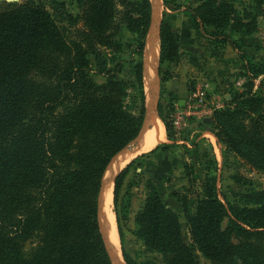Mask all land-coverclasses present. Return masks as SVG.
<instances>
[{
    "label": "trees",
    "instance_id": "trees-1",
    "mask_svg": "<svg viewBox=\"0 0 264 264\" xmlns=\"http://www.w3.org/2000/svg\"><path fill=\"white\" fill-rule=\"evenodd\" d=\"M75 1L78 14L67 10L65 0L51 6L41 0L0 2V264H113L100 225V194L112 159L142 129L143 57L153 5L151 0ZM196 1L189 20L196 38L190 43L206 38L213 45L204 48L208 51L231 45L242 55L238 71L249 74L253 85L264 74V56L254 62L233 36L246 38L257 30L264 0H250L241 10L238 0ZM60 14L72 28L70 37ZM180 48L163 16L161 66L176 60ZM125 65L129 79L119 77ZM93 73L106 81H96ZM259 87L264 92V80ZM234 96L236 107L215 110L208 125L228 149L260 168L264 94L251 86ZM158 109L169 136L173 111L165 113L170 108L161 100ZM159 148L171 151L160 144L150 153ZM135 159L115 178V203ZM191 168L186 167L188 176ZM146 187L135 216L136 236L147 252L160 255L161 264H196L179 213L164 201L152 177ZM177 197L193 243L213 264H264V193L248 194L243 205L225 203L211 181L195 202L187 194ZM117 220L122 237L118 214ZM124 258L127 264H158L125 252Z\"/></svg>",
    "mask_w": 264,
    "mask_h": 264
},
{
    "label": "rangeland",
    "instance_id": "rangeland-1",
    "mask_svg": "<svg viewBox=\"0 0 264 264\" xmlns=\"http://www.w3.org/2000/svg\"><path fill=\"white\" fill-rule=\"evenodd\" d=\"M41 1H43L46 5L51 6V2L55 0ZM153 1L155 15L157 14L153 24V29L156 30V33L158 29L160 30L159 26L161 23L159 25V22L161 18L163 19V16L168 17L173 11L175 14L188 15V20H190V16L192 14L191 11L197 4L196 0H159V6H156L155 0ZM65 2L67 4V10H69L72 14L79 13V8L77 7L75 0H65ZM249 3L250 0H238L235 2V6L237 9L241 10ZM59 19H64L63 24H65L64 26L69 32L67 35L69 37L72 36V28H70L68 19L66 20V18H63L62 14H60ZM258 27L259 28H257L252 35H249L246 38L238 33H234L233 37L238 42L237 44L245 46V49L251 47L261 48V50L254 49V52L256 51L258 56H261L262 59L264 56V17L262 16L258 18ZM257 31L259 33H257ZM156 33H154L155 37ZM158 35V44L160 46V31H158ZM127 37L129 39L131 38V36L128 35ZM242 38L247 41H243ZM198 39V45H200L203 40L201 37ZM207 42L208 41L202 43L203 46L212 48L213 45ZM219 46L220 47H217L218 49L215 50L218 54V58L216 57V59L219 64L215 67L218 69L217 72H221L220 75L217 72L213 73L208 70L202 71L198 65H195L192 70L185 71L186 69L184 66L188 61L186 60L188 58H186L187 53L182 51V48H180L178 58L169 62L171 64L169 68L164 65L161 66L159 54V64L157 68L158 94L157 91L154 93L156 80L155 73L149 99L156 96V107H158L160 100L165 102V105H169L171 111L168 109L165 113L173 111L171 113L172 118L174 117L176 111L186 109L187 103L191 101L192 104H199L197 111H200L201 109L208 110V117H206V119L211 118L212 121L215 110L236 107V99L234 96L236 92L246 91L252 86L254 92L264 94L259 87L260 81L264 80V74L256 77L253 80L252 85L251 76L249 74L243 75L240 71H238L239 66L242 64V55L240 52L235 55L234 59L232 57V51H227L229 49L227 48L228 45ZM148 50L149 48L147 47L146 41L143 57L144 67L145 55ZM225 55H228L227 60L224 59ZM124 56L127 57V55ZM219 57L221 58L219 59ZM261 59L252 58L254 62H261ZM205 60L208 62L207 58H205ZM114 64V61H111L108 67L111 68ZM182 73L183 80H178L177 86H181L184 90H187L186 92H181L179 94L176 90L171 89V80L174 78H181L180 75ZM93 76L96 81L100 83L106 81V77L103 75L93 73ZM119 77L121 79L130 78L129 65H125L123 71L119 73ZM207 83L210 85L205 86ZM201 86H204L206 95L205 99L200 102V95L198 94ZM180 100H184L185 104L182 105ZM156 102L154 104H156ZM170 104L174 105L173 109ZM151 107H153V105ZM156 113L160 116L158 108L156 109ZM205 120H200V115H194L189 120L192 127L189 126L186 130L182 131L177 130L172 122V124H170V134L168 136V140L163 143L168 144L171 151L167 152L159 148L155 150L154 153H150L149 151L144 157H139L137 159L134 158V163L129 167L123 177L117 203L114 201L113 181L112 211L115 215L118 230V244L116 245L117 250L110 248L108 244V250L113 264H127L124 258V252L130 258H134L137 261L156 259L158 264H161L162 259L160 255L147 252L143 241L135 234L137 229L135 216L145 203V194L147 191L146 180L148 177H152L153 182L156 185V189L162 195L164 201L179 213L184 240L193 249L196 264L213 263L207 259L193 243L185 219L182 203L179 201L177 194H187L191 199V202H195L198 195L201 197L204 194L205 185L211 181L216 182L217 193L225 203L229 202L232 204L243 205L249 198H246L248 194L264 193V165L260 168L256 167L249 163L248 160L241 157L234 150L228 149ZM245 123H248V121ZM134 146L135 144H131L128 150H131ZM243 148L245 150H253L248 146H243ZM124 152L125 151L120 152V154L115 157L117 160L116 162L119 163L120 160L118 159H121ZM164 162L166 164L160 169L161 171H159L157 168L162 166ZM167 164H169L170 169L166 166ZM262 164H264V161ZM117 166L118 165H115L114 167L117 168ZM186 167H192L191 169L193 171L191 176H188ZM123 168L118 169L116 175ZM107 171L108 169L106 170V173ZM116 175L114 176V179L116 178ZM159 175L161 176L160 179L158 178ZM194 208L195 207L192 204V210H194ZM117 214L121 223L122 237L119 232ZM228 222L229 219H225L223 226H227ZM101 224L107 241L108 232L105 227V223H103L102 217Z\"/></svg>",
    "mask_w": 264,
    "mask_h": 264
},
{
    "label": "crops",
    "instance_id": "crops-1",
    "mask_svg": "<svg viewBox=\"0 0 264 264\" xmlns=\"http://www.w3.org/2000/svg\"><path fill=\"white\" fill-rule=\"evenodd\" d=\"M1 1L3 2V0H0V2ZM19 1H22V0H19ZM155 2H156V6H159V0H155ZM166 18L170 22V24L173 26V28L175 29V32L177 33V36H178L179 41L181 43L182 51H184L185 53H187L186 58H188V59H186V60H188V61L186 62L185 66H184L185 69H186L185 71L192 70L195 65H198V66H200V70H202V71L208 70L209 72H213V73L217 72L218 69L215 66H217L219 64L217 62V59H216V57L218 56V54L215 51H212V50H210V51L204 50V48L205 49H207V48L205 46H203V44H202V43H205L206 41H209V40L206 39V38H201L203 40V41H201V44L202 45L201 44L198 45L199 44L198 43V41H199L198 38L196 40H194L195 43H190L192 39H195L196 38V31L191 27L190 22L188 20V15H186V14L179 15V14H175L172 11L171 14L168 17H166ZM153 30L154 29H153V26H152L151 33H149V35L147 37V47L149 48V50L146 51V55H147V53L150 54V56H149L150 57L149 58V62L146 61L147 59H146V55H145L144 82H145V94L146 95H147V93H146L147 92V87H146V79H145V76L146 75L145 74H146V70L148 69V64H150L149 65L150 66L149 67L150 68L149 71L150 72L153 71V72L156 73L154 93L157 91V94H158V87H157L158 72H157V68H158V64H159L158 63V57H159V54H160V46L158 44L159 35H158V37H156V39L154 40V42L152 41L153 46L151 45V39H152V37L150 38V36L152 35ZM154 33H155V30H154ZM257 33H259V32L257 31ZM257 33H256V36H257ZM157 34H158V32H157ZM194 48H197L198 50L197 49H194ZM227 48H229L227 51H232V53H233V56L232 57L235 59V55H237V53H239V51L236 50V49H234L229 44H228V47ZM245 50L248 52V54L251 57L253 56L252 58L261 59V56H258V53L256 51L254 52V49L253 48H247ZM225 57H224V59L227 60L228 59L227 58L228 55H225ZM205 58L208 59V62H206ZM220 58L221 57H219V59ZM163 65L165 67H167V68H169L171 66V64L169 62H166ZM182 70H183V68H182ZM217 73L220 75L221 72H217ZM180 76H181V78L179 77V78H174L173 80H171L172 81L171 82V89L172 90H176V92H178L179 94L181 92H186V90H187V89L184 90L181 86L180 87L177 86L178 80H180V81L183 80V78H182L183 77V73ZM208 85H210V84H208ZM146 101H147L148 106H152L153 105V113H152L153 114V116H152L153 118H152V120L149 123L150 124L149 125V129L157 121V118H160L161 121L163 122V125H164V128H165V137H166V139H165L164 142L154 145L152 148H150L147 151H139L138 150V145L144 139L145 135L148 134V132H147L137 143H135V146L131 150L125 151L123 153L122 157L126 153H132V152L135 151L136 152V156L134 158H136L137 156H139V155H141L143 153H147V152L151 151L156 146H158L160 144H163V143H165L168 140V135H167V130H166L165 123L162 120V118L158 115V113H156V104H154L156 102V96H153V98H151V99H149L146 96ZM181 104L183 105V104H185V102H182ZM119 160H121V159H119Z\"/></svg>",
    "mask_w": 264,
    "mask_h": 264
},
{
    "label": "bare ground",
    "instance_id": "bare-ground-1",
    "mask_svg": "<svg viewBox=\"0 0 264 264\" xmlns=\"http://www.w3.org/2000/svg\"><path fill=\"white\" fill-rule=\"evenodd\" d=\"M157 32H158V30H157ZM151 37H152L151 45L153 46L152 41L154 42L156 37H158V34L156 33V37H155L154 32H153L152 35L150 36V38ZM149 56H150V54L147 53V55H146L147 60L146 61H148V62H149V58H150ZM149 65L150 64H148V69L146 70V74H145L146 75L145 76L146 87H147V92H146L147 95L146 96L148 98L150 97V94H151V90L153 87L154 74H155V72L149 71L150 70ZM151 108H152V113H153V107H150V110H151ZM165 139H166L165 128H164L163 122L161 121L160 118H157V121L149 129L148 134H146L144 139L141 141V143H139L138 150L139 151H147L150 148H152L154 145L164 142ZM135 156H136L135 151L132 153H126L121 158L119 163L116 162L117 160L114 158L112 160L111 164L109 165L108 171L104 177V182H103L104 188H102L101 217H102L103 223H105V227H106L107 232H108L107 233V242L109 244V247L114 249V250H117L116 245L118 244V230H117V226H116L115 215L112 211L114 176L116 175V172H118V169L123 168L127 164H129ZM115 165H118L117 168L114 167Z\"/></svg>",
    "mask_w": 264,
    "mask_h": 264
},
{
    "label": "built area",
    "instance_id": "built-area-1",
    "mask_svg": "<svg viewBox=\"0 0 264 264\" xmlns=\"http://www.w3.org/2000/svg\"><path fill=\"white\" fill-rule=\"evenodd\" d=\"M208 86V83L205 85ZM200 95V102L205 99L206 90L204 86L200 87L199 94ZM199 108V104H192L191 101L187 103L186 109H181L175 112L173 117V124L175 128L179 131L186 130L190 126V118L194 115H200V120H205L207 116L208 110L201 109L197 111Z\"/></svg>",
    "mask_w": 264,
    "mask_h": 264
},
{
    "label": "water",
    "instance_id": "water-1",
    "mask_svg": "<svg viewBox=\"0 0 264 264\" xmlns=\"http://www.w3.org/2000/svg\"><path fill=\"white\" fill-rule=\"evenodd\" d=\"M3 1H8V2H17V1H19V0H3ZM152 1V5H153V20H152V26H153V24H154V22H155V19H156V15H155V10H154V1L153 0H151ZM160 23H161V20H160V22H159V25H160ZM152 26H151V28H150V31H149V33H151V29H152ZM159 28H160V26H159ZM158 31H160L159 29H158ZM149 33H148V35H149ZM181 102H185L184 100H181ZM156 105H157V102H156ZM151 107V106H150ZM158 107H156V109H157ZM153 116V114H152V108H151V110H150V108H149V106H148V104H147V101H146V114H145V117H144V121H143V125H142V129H141V131H140V134L138 135V137L131 143V144H135V143H137L148 131H149V123H150V121L152 120V117ZM205 121H207V122H210L211 121V118H208V119H206ZM130 144V145H131ZM129 145V146H130ZM129 146H127L125 149H123L122 151H127L128 150V148H129ZM121 151V152H122ZM119 154V153H118ZM117 154V155H118ZM116 155V156H117ZM115 156V157H116ZM114 157V158H115ZM113 158V159H114ZM112 159V160H113ZM119 174V173H118ZM117 174V175H118ZM117 175H116V177H117ZM114 182H115V179H114ZM102 188H104V187H102ZM101 205H102V191H101V194H100V212H101ZM100 225H101V229H102V232H103V234H104V238H105V240H106V236H105V233H104V230H103V226H102V224H101V220H100ZM106 244H107V247H108V243H107V241H106ZM108 249H109V247H108Z\"/></svg>",
    "mask_w": 264,
    "mask_h": 264
}]
</instances>
